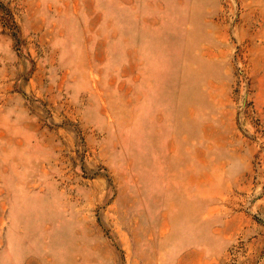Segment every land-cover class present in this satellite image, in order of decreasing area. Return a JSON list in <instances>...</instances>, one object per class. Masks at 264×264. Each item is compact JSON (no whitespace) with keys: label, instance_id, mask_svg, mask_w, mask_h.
Returning a JSON list of instances; mask_svg holds the SVG:
<instances>
[{"label":"rangeland","instance_id":"374dc122","mask_svg":"<svg viewBox=\"0 0 264 264\" xmlns=\"http://www.w3.org/2000/svg\"><path fill=\"white\" fill-rule=\"evenodd\" d=\"M0 264H264V0H0Z\"/></svg>","mask_w":264,"mask_h":264}]
</instances>
